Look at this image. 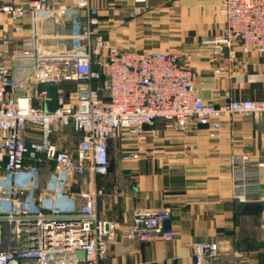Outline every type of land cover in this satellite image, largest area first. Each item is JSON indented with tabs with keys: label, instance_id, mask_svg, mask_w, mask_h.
<instances>
[{
	"label": "built area",
	"instance_id": "1",
	"mask_svg": "<svg viewBox=\"0 0 264 264\" xmlns=\"http://www.w3.org/2000/svg\"><path fill=\"white\" fill-rule=\"evenodd\" d=\"M132 10L137 14L150 9L145 0H135ZM43 11L77 20L79 44L70 50L46 51L24 41L21 51L10 57L32 62L36 88L31 95H18L4 57L12 41L0 32V264L11 259L21 264H96L118 235L138 242L173 239V230L163 226L170 217L167 208L138 209L125 226L98 217L96 199L101 191L82 188L84 176L108 174L109 141L120 130L137 142L134 149L121 153L128 161L143 151L140 142L158 120L181 132L206 127L208 136L216 139L221 115L250 113L264 121V99L231 98L220 106L205 101L199 93V72L185 66L178 52L112 44L99 32L98 10L89 0H69L68 5L0 0V14L12 22ZM215 12L225 25L204 40V46L216 54L233 53L235 48L264 53V0H218ZM222 71L223 66L216 64L213 78L220 79ZM45 82L57 86L52 111L44 108L46 91H38ZM63 84L69 86L62 88ZM66 128L79 135L74 146L57 140ZM41 164L50 166L48 185L31 193ZM263 165L246 154L231 156V195L237 203L263 200L259 180ZM188 247L193 264H215L216 242L194 241ZM77 250L84 251L82 259Z\"/></svg>",
	"mask_w": 264,
	"mask_h": 264
},
{
	"label": "crops",
	"instance_id": "2",
	"mask_svg": "<svg viewBox=\"0 0 264 264\" xmlns=\"http://www.w3.org/2000/svg\"><path fill=\"white\" fill-rule=\"evenodd\" d=\"M69 4V0H50ZM99 14L98 30L112 44L130 50L178 52L181 62L199 72V93L215 105L231 98L264 99V53H242L235 48L216 54L203 41L221 32L225 20L215 9L218 0H145L149 11L135 14V0H89ZM12 44L5 50L18 95H31L33 65L28 59H12L24 41L46 51H65L79 44L77 20L70 15L27 13L18 22L0 14V32ZM216 64L223 66L213 78ZM63 84L62 88H67ZM220 137L208 136L206 127L176 131L158 120L143 151L124 161L121 153L137 142L120 130L109 141V171L86 173L82 188L100 190L96 212L125 226L138 209H169L165 228L174 232L169 241L138 242L118 235L108 253L96 264H193L188 243L201 240L218 245L215 264H264V212H244L246 204L231 195L230 158L246 154L264 161V121L250 113L220 116ZM154 133L157 136H153ZM79 135L71 128L57 136L59 144L73 143ZM260 203L264 206V165L259 168ZM78 201V200H77ZM76 201V202H77Z\"/></svg>",
	"mask_w": 264,
	"mask_h": 264
},
{
	"label": "water",
	"instance_id": "3",
	"mask_svg": "<svg viewBox=\"0 0 264 264\" xmlns=\"http://www.w3.org/2000/svg\"><path fill=\"white\" fill-rule=\"evenodd\" d=\"M46 91L47 93V100L44 102V108L47 111H52L56 108L55 98L57 95V86L50 82L41 83L38 86V91ZM244 212L253 213L257 211L264 212V206L260 203H248L244 207ZM77 256L82 259L84 257L83 250H77ZM7 264H21L20 260L18 259H11L8 261Z\"/></svg>",
	"mask_w": 264,
	"mask_h": 264
},
{
	"label": "rangeland",
	"instance_id": "4",
	"mask_svg": "<svg viewBox=\"0 0 264 264\" xmlns=\"http://www.w3.org/2000/svg\"><path fill=\"white\" fill-rule=\"evenodd\" d=\"M74 85L71 84L70 87H73ZM76 143L73 142L72 145L74 146ZM50 166L49 164H41L37 165V170L34 174L35 182H33L31 187V193H37L40 188H46L50 179Z\"/></svg>",
	"mask_w": 264,
	"mask_h": 264
}]
</instances>
